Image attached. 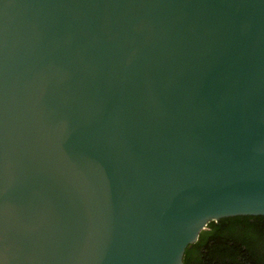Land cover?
<instances>
[{
    "label": "water",
    "instance_id": "obj_1",
    "mask_svg": "<svg viewBox=\"0 0 264 264\" xmlns=\"http://www.w3.org/2000/svg\"><path fill=\"white\" fill-rule=\"evenodd\" d=\"M264 215V0H0V264H184Z\"/></svg>",
    "mask_w": 264,
    "mask_h": 264
},
{
    "label": "trees",
    "instance_id": "obj_2",
    "mask_svg": "<svg viewBox=\"0 0 264 264\" xmlns=\"http://www.w3.org/2000/svg\"><path fill=\"white\" fill-rule=\"evenodd\" d=\"M184 264H264V215L211 221L187 247Z\"/></svg>",
    "mask_w": 264,
    "mask_h": 264
}]
</instances>
